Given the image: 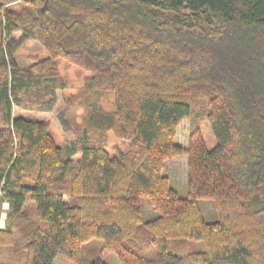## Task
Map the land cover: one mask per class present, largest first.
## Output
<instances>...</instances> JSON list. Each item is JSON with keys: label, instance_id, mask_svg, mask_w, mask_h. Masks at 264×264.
I'll list each match as a JSON object with an SVG mask.
<instances>
[{"label": "trees", "instance_id": "1", "mask_svg": "<svg viewBox=\"0 0 264 264\" xmlns=\"http://www.w3.org/2000/svg\"><path fill=\"white\" fill-rule=\"evenodd\" d=\"M0 0V264H264V0ZM18 35V36H17ZM37 40L48 56L20 66ZM93 75L81 133L59 146L44 120L66 83L55 59ZM112 94L110 106L101 93ZM204 96L215 137L174 140ZM64 128L67 120L59 114ZM129 143L108 152L107 131ZM187 156V195L164 173ZM214 203L205 220L199 200ZM157 215L142 220V201ZM177 239L202 249L169 251ZM153 248L154 257L146 255Z\"/></svg>", "mask_w": 264, "mask_h": 264}, {"label": "rangeland", "instance_id": "2", "mask_svg": "<svg viewBox=\"0 0 264 264\" xmlns=\"http://www.w3.org/2000/svg\"><path fill=\"white\" fill-rule=\"evenodd\" d=\"M6 6L14 10H20L23 4L20 0H7ZM18 36V35H17ZM47 51L35 39H28L16 51V60L20 66H29L36 59L47 57ZM60 75L66 83L64 90H58V101L50 111L25 110L17 105L13 106V116H25L44 120L48 123L49 131L53 135L59 146L67 144L73 139L80 136L82 109L78 104L79 89L84 81L93 75L92 71H87L81 66L70 63L62 58L55 59ZM101 102L106 107L112 102V94L108 92L101 93ZM207 100L204 96L195 98L192 102L191 113L189 117L181 120L175 132V142L184 148L189 143V134L193 128H198L204 138L205 145L208 149L215 145V137L213 135L210 124L206 118ZM63 112L64 118L67 120V129L61 123L59 114ZM108 152L113 155L117 150L125 151L128 149L129 143L116 137L112 131L106 132ZM164 173L169 177L170 184L176 189L180 196L187 195V156L179 155L168 159L165 162ZM199 206L205 220L216 219L217 212L214 203L209 199L199 200ZM8 204L0 201V228L6 223V213ZM157 212L154 211L148 200L142 201V220L143 222L155 217ZM202 249L201 242L192 239H177L170 246L169 251L173 253H186L190 251H198ZM146 255L150 258L154 257L153 248H148ZM81 260H87V254L83 255ZM88 257V258H87ZM90 259V258H89ZM107 264H120L113 253H107L103 257ZM69 261L63 257H59L57 264H83Z\"/></svg>", "mask_w": 264, "mask_h": 264}, {"label": "crops", "instance_id": "3", "mask_svg": "<svg viewBox=\"0 0 264 264\" xmlns=\"http://www.w3.org/2000/svg\"><path fill=\"white\" fill-rule=\"evenodd\" d=\"M6 204H7V202H5ZM59 259V257H56L55 259H54V264H57V260Z\"/></svg>", "mask_w": 264, "mask_h": 264}]
</instances>
